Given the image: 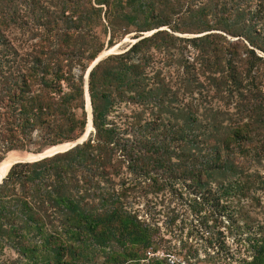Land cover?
<instances>
[{
  "label": "trees",
  "instance_id": "obj_1",
  "mask_svg": "<svg viewBox=\"0 0 264 264\" xmlns=\"http://www.w3.org/2000/svg\"><path fill=\"white\" fill-rule=\"evenodd\" d=\"M130 31L135 41L87 73V137L15 162L1 178L0 247L29 264L143 258L154 229L123 201L136 181L155 191L186 188L202 223L221 215L223 197L259 187L264 0H0V160L81 136L85 70ZM155 55L177 68L172 83ZM180 95L188 97L181 105ZM212 99L218 106H203ZM255 235L241 240V264H264V235ZM215 242L206 260L226 248Z\"/></svg>",
  "mask_w": 264,
  "mask_h": 264
},
{
  "label": "rangeland",
  "instance_id": "obj_2",
  "mask_svg": "<svg viewBox=\"0 0 264 264\" xmlns=\"http://www.w3.org/2000/svg\"><path fill=\"white\" fill-rule=\"evenodd\" d=\"M149 32H145V34ZM133 34L134 31L126 33L99 54L106 53L110 49L112 50L108 54L123 51L134 41ZM10 35L12 37L9 38L14 40L15 45L16 42H21L20 38L22 36L18 31ZM24 44L22 42L20 48H23ZM188 54V51L184 52L185 57H188ZM105 55H102V57ZM153 61L155 66L162 69V74L169 82L172 83L178 78L179 72L176 71L177 68L175 69L174 64L166 65L164 59L158 55L154 56ZM178 99V104L181 105L188 97L180 95ZM218 104V101L212 99L209 102H204L203 106L216 107ZM119 111L126 113L128 108L120 106ZM87 127L89 128V124H87ZM10 152L21 153L27 151L9 150L3 158ZM256 169L261 176L259 178L261 182L256 183V186L259 187L242 195H234L233 193L220 199L219 204L224 206L221 215L218 216L214 212L207 223L200 222L199 216L189 209V196L191 195H189L186 188L183 187V190L178 191L173 186L172 188L165 187L161 191H155L152 187L146 186L148 180L144 182L136 181L133 176L123 174L127 181L131 180V184L136 181L134 189L127 191L123 198L124 203L129 208L136 210L138 217L144 219L154 229V243L144 250L142 253L143 258L136 262L130 261L123 264H155L157 260L159 264H181V262L184 264H241V258L248 259L247 244L242 243V238L254 236L255 234V236L264 235V163H260V166H257ZM202 214L203 212H200V215ZM212 219L216 220L214 226L211 225L210 220ZM207 237L211 238L210 245L206 242ZM217 239H222L226 248L220 250L214 260H206L204 253L209 252V254H212V252H215L217 247L215 240ZM194 250L195 254L192 255ZM147 251L157 252V255H147L145 253ZM170 258L173 260L172 262H170ZM0 264H29V262L14 248L4 245L0 247ZM84 264L110 263L104 262L103 257L98 254L92 260L84 262Z\"/></svg>",
  "mask_w": 264,
  "mask_h": 264
},
{
  "label": "water",
  "instance_id": "obj_3",
  "mask_svg": "<svg viewBox=\"0 0 264 264\" xmlns=\"http://www.w3.org/2000/svg\"><path fill=\"white\" fill-rule=\"evenodd\" d=\"M135 40H136V39H134V41H135ZM108 52H110V50L107 51L106 53L98 54V55L93 59V61L88 65V67H87L86 70H85L84 78H83V81H84V85H83V87H84V96H85V108H86V103H87L88 106H89V100H88V94H87V82H86L87 73H88V71L90 70V68H91V67H92V66H93V65H94L99 59L102 58V55L108 54ZM90 129H91V120H90V108H89V128H88V127L86 128V126H85L84 132L82 133L81 136H79L78 138H76V139H74V140H71V141H68V142H64V143H60V144H66V146H64V147L61 148V149H56V150H52V151H49V152H45L47 149H49L50 147H52V146H50V147H47V148L43 149L41 152L33 153V154H35V156H34V158H32V159H27V160H14V161H12V162L8 165L7 169L9 168V166H10L11 164H13V163H15V162L33 161V160H37V159H40V158H43V157H46V156H50V155H52V154H54V153H57V152L65 151V150L71 148L72 146H74V145H76V144L82 142V141L87 137V135H88ZM56 145H58V144H56ZM53 146H54V145H53ZM7 169H6V171H7ZM6 171H5L2 175H0V181H1V178L4 176V174L6 173Z\"/></svg>",
  "mask_w": 264,
  "mask_h": 264
},
{
  "label": "bare ground",
  "instance_id": "obj_4",
  "mask_svg": "<svg viewBox=\"0 0 264 264\" xmlns=\"http://www.w3.org/2000/svg\"><path fill=\"white\" fill-rule=\"evenodd\" d=\"M110 50H112V49H110ZM86 110H87V124H89V106H88L87 103H86ZM87 124H86V128H87ZM64 146H66V144L54 145V146L50 147L49 149H47L45 152H49V151L56 150V149H61ZM34 156H35V154L30 153V152H21V153L10 152V153H8L0 161V175H2L6 171L8 165L12 161H14V160L32 159V158H34Z\"/></svg>",
  "mask_w": 264,
  "mask_h": 264
},
{
  "label": "built area",
  "instance_id": "obj_5",
  "mask_svg": "<svg viewBox=\"0 0 264 264\" xmlns=\"http://www.w3.org/2000/svg\"><path fill=\"white\" fill-rule=\"evenodd\" d=\"M147 255H150V256H156L157 255V252H145ZM173 260L170 258V262H172ZM181 264H184L183 262H181Z\"/></svg>",
  "mask_w": 264,
  "mask_h": 264
}]
</instances>
